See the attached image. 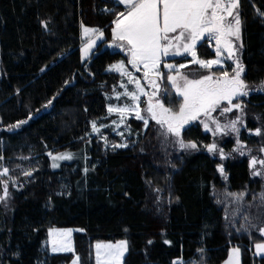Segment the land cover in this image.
I'll use <instances>...</instances> for the list:
<instances>
[{
  "label": "trees",
  "instance_id": "16d2710c",
  "mask_svg": "<svg viewBox=\"0 0 264 264\" xmlns=\"http://www.w3.org/2000/svg\"><path fill=\"white\" fill-rule=\"evenodd\" d=\"M240 4L243 78L256 88L264 81V20L255 9L264 11V0ZM105 7L114 5L111 0H0V155L5 157L0 163L17 180H9L10 196L0 203V264H68L74 254L80 264H94L93 243L117 239L129 242L125 264L177 259L221 264L235 246L241 264H264L252 248L253 241L264 238L255 230L237 232L240 220L236 228L228 225L224 203H218V192L225 188L256 194L262 186L251 175L247 156L231 157L232 137L220 144L228 154L222 159L203 147L212 135L196 122L183 132L185 140L199 145L192 151L160 147L155 131L149 126L142 133L134 119L130 124L136 135L127 148L106 149L89 136L92 121L109 123L108 96L121 81L107 66L125 58L108 46L115 17L102 11ZM81 24L104 31L85 61L79 51ZM197 53L202 59L215 56L206 39ZM167 90L171 95L165 104L178 107L181 98L171 87ZM49 100L52 104L43 107ZM244 102L247 127L240 140L260 150L264 135L248 134V129H264V90L251 92ZM30 114L27 124L8 129ZM87 147L86 166L75 161L51 168L49 152ZM221 163L224 179L217 168ZM33 169L29 180L23 172ZM55 226L75 229L72 252L51 254L43 247Z\"/></svg>",
  "mask_w": 264,
  "mask_h": 264
},
{
  "label": "snow or ice",
  "instance_id": "6c2138e0",
  "mask_svg": "<svg viewBox=\"0 0 264 264\" xmlns=\"http://www.w3.org/2000/svg\"><path fill=\"white\" fill-rule=\"evenodd\" d=\"M114 7H105L102 11L114 16L112 21L114 25L111 28L112 45L119 47L127 53L125 59H121L108 66L109 71H115L121 76L120 87L123 91H115L117 100L128 98L130 103L123 106L108 104L109 114L118 113L120 124L126 128L130 127L125 123L129 115H134L136 119L143 121L145 128L149 121H155L163 130L165 136L175 137V143L180 149L185 151L199 150L196 140H185L183 132L186 125L193 121H200L206 132H211L213 137L217 135L235 134L236 148L235 152L244 155L245 145L239 139L241 128H246L247 104L244 97L250 95L253 91L264 90V81L256 88L250 87L245 81V66L240 60V49L243 47L242 28L243 20L240 11V0H111ZM123 7L124 11L117 9ZM259 18L264 20V11L255 9ZM44 27L48 28V22H43ZM83 35L87 38L81 51V59L87 60L91 57L97 40L104 37V31L98 27H86L81 24ZM208 40L210 43L215 41V58L201 59L197 53L198 42ZM63 55V53H62ZM191 56L189 64L199 66L200 69L208 70V74H200L198 78H190L184 70L188 64L166 63L164 67L169 70L168 74L161 72L162 60L166 57H184ZM225 56L233 61L234 67L231 72L222 70L217 75L211 69L214 65H222ZM127 61V63H126ZM129 65L136 71L143 72V80L147 81V86L138 78L134 71L129 70ZM126 81L125 82V79ZM167 79L171 82V87L175 94L181 100L178 107L166 106L163 96L171 95L168 90L161 92L160 81ZM70 83V81L65 82ZM129 85L134 87L130 90ZM152 89L147 91V87ZM19 89L17 92L19 93ZM146 96V107H141V97ZM55 99V97H53ZM52 104L49 100L43 107L47 108ZM39 111V110H37ZM219 111L222 116L233 114V119L221 122V119L213 115ZM239 113L238 115L236 113ZM32 119L30 114L27 119L18 120L13 125H8V129L14 130L21 128ZM254 119L259 120L260 116ZM115 124L116 121H113ZM105 125H97L92 121V132L99 133L100 128ZM255 135H264V129L257 127L248 129ZM123 136V133H120ZM105 147H108V140L103 137ZM128 142L111 144V148H127ZM209 153L218 154L222 159L227 158L223 148L215 142L203 146ZM249 153L251 150H248ZM264 152V148H261ZM53 159V167H59L57 161L73 159L72 153H57L53 155L48 153ZM5 157L0 155V161ZM260 166V168L257 167ZM249 166L252 169L253 176L264 178V159H258L257 156H251ZM219 172L226 177L224 165H217ZM10 168L0 163V177H7L0 180V203H4L10 196L9 180L13 184L17 180L9 176ZM33 170L24 171L23 175L29 180L32 177ZM87 172V169H85ZM21 187L23 185H20ZM160 191V189H157ZM247 191L237 193H227V199L234 205L231 210L232 220L229 223L236 222V217H242L244 223L236 229L237 232H247L251 234L252 229L258 231L264 236V225H257L251 222L247 209L244 206ZM177 199H179L177 197ZM259 199L260 205L264 207V191L258 196L253 195V200ZM223 203V201H218ZM229 217V209L225 208V219ZM52 237V252L73 251L71 244V230H49ZM153 241L149 239L147 244L151 245ZM165 243L171 244L170 240ZM129 242L119 240L113 242H97L95 244V264H125L126 254L129 253ZM257 255L264 256V242L255 244ZM199 252L203 254L204 250ZM19 255V253H15ZM240 249L235 247L231 250L225 264H239ZM80 257L73 260V264H79ZM172 264H185L181 259H177ZM203 264V261H200Z\"/></svg>",
  "mask_w": 264,
  "mask_h": 264
},
{
  "label": "rangeland",
  "instance_id": "374dc122",
  "mask_svg": "<svg viewBox=\"0 0 264 264\" xmlns=\"http://www.w3.org/2000/svg\"><path fill=\"white\" fill-rule=\"evenodd\" d=\"M113 26L114 25L112 24L111 28ZM110 34H111V32H110ZM79 35H80L81 41H82L81 44L79 45V47L81 49L83 47L84 43L87 42V38L83 35L82 27L80 28ZM103 39H104V37L102 39H100V40H97L96 46L94 47V49L97 47V44L98 43H100L101 41H103ZM111 41H112V37H111V40L109 41V45H108L110 47V49L115 50V51L120 50L123 53L124 57L126 58L127 53L124 50L120 49L119 47L113 46L112 43H111ZM202 41L198 42V45ZM208 44L211 45V47H212V49L214 50V53H215V41L213 40L211 43L208 41ZM80 49H79V51H80ZM94 49H93V51H94ZM125 58H123V59H125ZM214 58H215V56H213L211 59H214ZM80 59H81V51H80ZM191 59L192 58H191L190 55H188L186 58L180 57V56H176V57H166V58H164L162 60L161 69L160 70H161L162 73H164L166 75V74H168L169 70L164 67V64H166V63H173V64H177V65H179V64H188L187 69H185L184 71L187 74L190 75V78H198L200 74H208V70L200 69L199 66L194 65V64H189L188 61L191 60ZM82 61H85V60H82ZM126 63H127V61H126ZM108 66H107V69H108ZM234 66L235 65H234L233 61L227 59V57L225 56L223 64L222 65H214L213 68L211 69V71L214 72V73H216L218 75L219 74V72L217 71L218 69L222 71V70H227L228 68H232ZM129 70L130 71H134L135 74H136V76L138 78H140L142 80V82L147 86V81L146 80H143V72L142 71H136L135 69H132L130 65H129ZM231 70L229 72H231ZM112 72H115V71H112ZM115 73H117V72H115ZM117 74L120 75L119 73H117ZM124 79H125V82H127L126 81V78H124ZM120 80H121V76H120ZM120 83H121V81H120ZM120 83H119V87L116 88V89H114L113 92L108 96L109 97V100L111 101V102L109 101V103H111L114 106H116V105L123 106L125 103H130V100L128 98H123L122 97L120 100H117L116 99V97L114 95V92L115 91H121V92L123 91V89L120 87ZM160 85H161V92L163 93V91L165 89L167 90V86L171 87V82L170 81H167V79L165 78L164 80L160 81ZM133 87H134L133 85H129V89L130 90ZM171 89H172V87H171ZM151 90L152 89L150 88V86H148L147 87V91L150 92ZM172 90H174V89H172ZM168 92H169V90H168ZM176 96H178V95H176ZM161 98L164 99V101L166 99V97L163 96V94H162ZM243 99L245 101L246 97H244ZM146 101H147V97L146 96H142L141 97V107L142 108H145L146 107ZM166 106H169V105L167 104ZM236 114L238 115L239 113L237 112ZM213 115L216 116L217 118L221 119V122L222 123L223 122H226L228 119H233L234 118L233 114H231V113L227 114L226 116H222L219 111H217L216 113H213ZM107 116L110 117L109 123L100 122V121L98 122L97 121V125L98 126L101 125V124L102 125H105V127L100 128V132L99 133L92 132V122H91V124H90L91 131L89 133V136L91 138H93L94 140H96L97 142L98 141L101 142V144H102L103 147H105V141H104L103 137H106L107 140H108V145H109L108 147H105L106 149H112L111 148V144H114V143L115 144L124 143L125 141H127L128 144L130 145L131 142H130V139L129 138L131 136H133V135H136V133H133L132 131H129V128H126L124 124H120L119 123L120 116H119L118 113H111V114H109L108 111H107ZM132 119L140 122L141 132L143 133L144 130L146 129L145 126H144V123H143V121L136 119V117L134 115H129L125 119V123L130 127V130L132 129V126L130 124V121ZM113 121H116V123L114 124ZM193 122L199 123L201 125L202 131L206 132L204 130V128H203V124L200 121H193ZM149 126L151 127L152 132L155 131L156 136L159 138V141L161 142L160 147H166L168 145V146H170V148H175L178 152L181 151V149L179 148L178 144L175 143V137L174 136H171V135L165 136L163 134V130L161 129V127L159 125L156 124L155 121H149L148 127ZM242 130H243V128H241V131ZM121 132L123 133V136L120 135ZM132 133H133V135H132ZM207 133H209L210 135H212L211 132H207ZM248 134H250V132ZM254 135H255V133H254ZM227 137H230V138L232 137V139H233V146L234 147H233V150L231 151V157L235 158V157H239V156H247L249 158L248 164L250 162L251 156H257L258 159H264V152H262L261 149L260 150H258V148L257 149H253L252 147H249L248 145H246L245 142H243V141H242V143L245 145L244 155H240V153L235 152L234 151V149L236 148V136H235V134H229V135H224V136L217 135L216 137H213L212 136V139H213V141L215 140V142L219 145V147L222 148V146L220 144L222 143V140L227 139ZM239 139H240V136H239ZM87 149H88V147L87 148H82V149H79V150H75V151L74 150H69V149H63V151L52 152L53 155H55L57 153H66V152L67 153H72L73 154V159H71V160H61V161H57V163L59 164V167H55L54 168L52 166L53 165V159H52L51 156H49L51 168L58 169V168L61 167V164L71 163V162H75V161L82 162V164H84L86 166L87 165V162L86 161H87V158L89 156L88 155L89 152H88ZM116 149H118V148H116ZM249 149L251 150L250 153L248 151ZM213 155L215 157L217 156V157L220 158V156L218 154H213ZM257 167L260 168L259 165H257ZM249 169H250L251 175H252V169L250 168V166H249ZM256 177L259 178V180H261L262 186H261L260 190L256 194L249 193L245 197L244 206L247 209V214L250 216L252 223L257 224V225H264V207H262L260 205V200L259 199L253 200V195H257L258 196V194L261 191H264V178L259 177V176H256ZM222 178L224 179L225 176L223 175ZM229 192H231V193H237L236 191L227 190L225 188V189L221 190L220 193L218 192V198L220 199V201H223L225 208L227 207L229 209V217L227 219L228 220V225H230L233 228L235 226L234 224L237 223V222H239V220H240V224L241 225L244 223V220H243L242 217H239L238 216V217H236V222L229 223V221L232 220L231 210H232V207L234 206V205L230 204L229 201H228V199H227V193H229ZM248 196H251V197H249L250 200H247ZM235 228H236V226H235ZM50 229H53V230H68V229H70L71 230V244H72V248H73V235L72 234L75 231L74 228H72V227L62 228V227H56L55 226L54 228H50ZM49 230H48V233H47V236L48 237L46 238V240L43 243V247L44 248H47L48 251H49V253H51V254H56V253H66V254H68V253L72 252V251L55 252V253L52 252V250H51V248H52V244H51L52 237L49 235ZM254 230L255 229H252V231H254ZM258 234H260V233L258 232ZM262 238H264V236H262ZM119 240H124V239H117V240H114V241L102 240V241H96V242H94L93 245H92L93 246L94 264H95V244L97 242H105V243L106 242H113V243H115L116 241H119ZM260 242H264V241H257V240L256 241H253L252 248H253L254 254H256L255 244L256 243H260ZM235 247H238V246H235ZM235 247H232V249L235 248ZM231 250L229 251V254H228L227 258L221 264H225V262L227 261L229 255L231 254ZM257 256H260V255H257ZM76 257L77 256L74 254L73 257H72L73 259L68 264H73V260ZM240 261H241V251H240V255H239V264H241ZM79 264H80V262H79Z\"/></svg>",
  "mask_w": 264,
  "mask_h": 264
}]
</instances>
